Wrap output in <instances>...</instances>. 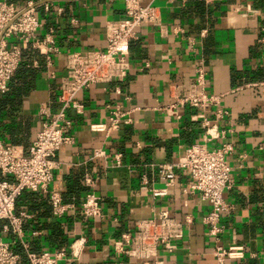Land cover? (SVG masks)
<instances>
[{"label": "crops", "instance_id": "0c3cea01", "mask_svg": "<svg viewBox=\"0 0 264 264\" xmlns=\"http://www.w3.org/2000/svg\"><path fill=\"white\" fill-rule=\"evenodd\" d=\"M7 1L18 8L29 1L52 3L48 12L39 7L42 26L36 33L40 41L51 40L42 48H51L48 54L31 47L22 51L21 63L35 74L32 86L22 93L25 90L15 83L17 75L13 74V85L5 95L0 93V100H14L1 108L0 141L27 154L46 114L58 109L66 54L104 48L106 22L122 16L123 0ZM140 2L157 8L161 26L136 30L129 44L130 69L123 81L80 91L77 99L82 113L67 111L72 140L57 152L50 189L75 207L56 218L45 195L24 191L15 203V211L26 214L23 240L31 251L40 253L83 239L79 255L59 264H143L116 253L113 243L133 231L137 220L164 209L177 221L188 215L192 222L176 249L172 253L159 250L158 260L162 264H215L213 240L202 223L208 204L189 190L188 175L176 171L174 185L166 194L152 195L153 190L164 189L157 165L175 160L201 141L203 129L201 121L193 118L195 109L180 110V119L161 109L171 101L173 85L192 82L194 66L201 59L208 92L221 95L219 107L228 112L217 129L225 133L222 141L233 147L227 157L233 185L224 193L232 208L221 216L220 244L241 247V258L232 264H264V89L244 86L264 81V0ZM49 72L55 77L50 78ZM239 86L240 90L232 91ZM116 105L127 113L129 122L110 133L91 131L90 124L107 123L108 106ZM217 144L216 139L209 143L211 147ZM95 149H101L104 156L93 157ZM86 176L94 179L93 187L85 185ZM91 192L99 197L101 218L85 219L77 212L83 197ZM4 223L0 222V228Z\"/></svg>", "mask_w": 264, "mask_h": 264}, {"label": "built area", "instance_id": "2783aa9c", "mask_svg": "<svg viewBox=\"0 0 264 264\" xmlns=\"http://www.w3.org/2000/svg\"><path fill=\"white\" fill-rule=\"evenodd\" d=\"M110 1V0H108ZM39 7L48 12L52 3L29 1L18 8L7 0H0V93L9 89L12 75L21 64L22 51L26 47L48 54L51 48L42 50L49 37L40 41L36 36L42 26ZM60 11V9H58ZM141 26L160 27V15L151 4L142 5L140 0H123L122 16L108 20L105 25V46L84 52H70L65 57V75L61 77L57 94L58 109L46 114L41 129L24 154L15 145L0 141V264H59L61 260L75 259L84 243L77 239L68 247H60L52 252L31 251L23 240V212L15 211L17 198L30 191L47 197L54 217L61 218L73 209V203H64L60 193L51 190L53 170L59 149L71 142L69 135L71 120L67 111L73 109L82 113V105L77 99L78 93L94 84L121 82L130 69L129 44L136 38V30ZM49 57L47 56V62ZM49 64V62L47 63ZM54 78V72H49ZM208 78L201 59L194 66V77L188 84L173 85L171 101L161 109L177 119L181 118L182 109H195L193 118L201 121L203 134L200 142L189 146L182 156L171 162L157 165V176L164 183V189L153 190V196L166 194L167 188L174 185L175 172L183 171L190 178L189 190L198 193L208 204L202 223L213 240L212 256L215 264H232L241 258V247H223L220 244L223 233L221 216L231 210L232 206L224 199L225 191L232 188L230 166L227 157L233 152L232 144L223 142L225 133L217 129L218 121L228 115L220 108L221 95L208 92ZM250 88H263L264 81L247 83ZM242 86L234 88L238 91ZM126 112L118 105L108 106L107 123L89 125L91 131L110 133L118 130L122 123H128ZM218 140L215 147L209 143ZM104 156L101 149H95L93 157ZM119 155H115L118 160ZM84 183L93 187L94 179L86 176ZM78 214L85 219L101 218L102 209L99 197L88 193L80 202ZM264 223V204L262 205ZM192 222L186 215L181 221L175 220L166 210L160 209L152 217L135 222L133 231L125 232L118 241H114L113 250L129 258L143 261V264H162L158 260L159 250L172 253L184 237V229ZM5 236L10 237L6 239ZM20 246L21 252L15 250ZM69 255V256H68Z\"/></svg>", "mask_w": 264, "mask_h": 264}, {"label": "trees", "instance_id": "16d2710c", "mask_svg": "<svg viewBox=\"0 0 264 264\" xmlns=\"http://www.w3.org/2000/svg\"><path fill=\"white\" fill-rule=\"evenodd\" d=\"M197 1V0H196ZM17 75L15 83L16 84H21L22 87L24 88L25 91L22 90V93H26L27 90L32 86L33 78H34V71L30 68V66L25 65V63H21L20 66L17 68V70L14 73V76ZM10 79L9 86L13 85V78ZM9 90V89H8ZM7 93V92H6ZM4 93V95L6 94ZM14 100L11 99H5V100H0V111L1 108H7L11 106ZM17 252H21L20 249L15 248Z\"/></svg>", "mask_w": 264, "mask_h": 264}]
</instances>
